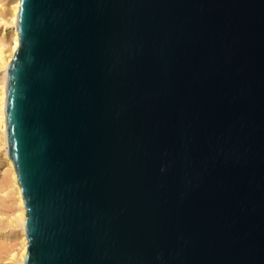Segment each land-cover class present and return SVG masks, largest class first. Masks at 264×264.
<instances>
[{
    "label": "water",
    "instance_id": "obj_1",
    "mask_svg": "<svg viewBox=\"0 0 264 264\" xmlns=\"http://www.w3.org/2000/svg\"><path fill=\"white\" fill-rule=\"evenodd\" d=\"M18 29L25 264H264V0H20Z\"/></svg>",
    "mask_w": 264,
    "mask_h": 264
},
{
    "label": "bare ground",
    "instance_id": "obj_2",
    "mask_svg": "<svg viewBox=\"0 0 264 264\" xmlns=\"http://www.w3.org/2000/svg\"><path fill=\"white\" fill-rule=\"evenodd\" d=\"M20 0H0V171L4 173L2 191L11 197L14 209L9 230H0V246H9L8 264H25L29 239L26 235V207L18 174L10 157L7 137V86L9 65L20 46L18 15ZM8 214V213H7Z\"/></svg>",
    "mask_w": 264,
    "mask_h": 264
},
{
    "label": "rangeland",
    "instance_id": "obj_3",
    "mask_svg": "<svg viewBox=\"0 0 264 264\" xmlns=\"http://www.w3.org/2000/svg\"><path fill=\"white\" fill-rule=\"evenodd\" d=\"M4 173L0 171V230L5 231L9 230V218L14 209L13 200L11 197L7 196L1 188L3 182ZM8 213V214H7ZM9 217V218H8ZM8 250L9 246L1 245L0 246V264H8Z\"/></svg>",
    "mask_w": 264,
    "mask_h": 264
},
{
    "label": "snow or ice",
    "instance_id": "obj_4",
    "mask_svg": "<svg viewBox=\"0 0 264 264\" xmlns=\"http://www.w3.org/2000/svg\"><path fill=\"white\" fill-rule=\"evenodd\" d=\"M17 7H20V5H17Z\"/></svg>",
    "mask_w": 264,
    "mask_h": 264
}]
</instances>
